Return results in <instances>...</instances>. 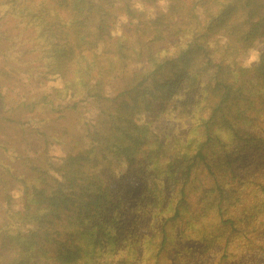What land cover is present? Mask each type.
I'll return each instance as SVG.
<instances>
[{"label": "trees", "instance_id": "obj_1", "mask_svg": "<svg viewBox=\"0 0 264 264\" xmlns=\"http://www.w3.org/2000/svg\"><path fill=\"white\" fill-rule=\"evenodd\" d=\"M123 3L136 18L131 57L146 65L103 95V79L129 55L108 48L105 63L88 58L110 35L114 0H0V18L30 32L41 77L65 76L61 93L96 111L90 145L57 167L15 174L0 162L1 184L12 177L21 191L15 208L3 194L4 229L18 237L2 236L0 264H133L143 254L184 256L179 249L189 264H231V238L264 222V130L241 126L264 106V50L242 75L237 60L264 38V0H170L154 15ZM142 112L191 124L165 141L140 121ZM250 242L264 252V236ZM246 243L232 248L237 264H245Z\"/></svg>", "mask_w": 264, "mask_h": 264}, {"label": "rangeland", "instance_id": "obj_2", "mask_svg": "<svg viewBox=\"0 0 264 264\" xmlns=\"http://www.w3.org/2000/svg\"><path fill=\"white\" fill-rule=\"evenodd\" d=\"M114 1L116 9L113 12L114 18L110 19V35L105 36L104 42L100 43L96 51L91 52L88 58L96 56L100 63H105L106 59H111V56L105 54L108 48L115 51L122 49L129 55L123 69L103 79V95H114L117 90L127 86L132 81L133 72L142 70L146 65L142 57L133 59L131 56L135 53L129 51L130 45L134 44L138 37V34L134 32L136 18L131 17L125 10L123 0ZM130 1L138 12H144L145 15L165 11L170 2V0H154L150 3L147 0ZM29 36L30 32L23 31L14 18H0V162L14 169L15 174H29L30 166L34 164L57 167L67 153L90 145L87 130L91 129L96 122L93 103L80 102L76 98L61 93L65 76L52 75L45 79L41 77V63L29 49ZM145 41L142 39L144 44ZM263 50L264 38H260L240 51L237 59L241 66L239 75L257 68ZM253 54H257V59H252ZM232 81L235 83L237 79L234 78ZM73 104L77 105V109L72 107ZM140 121L150 122V128L165 141L175 138L179 130L187 131L191 124L187 119L175 122L165 115L155 119L154 113L150 112H142ZM241 126L247 131L264 130V106L256 105L254 110L249 111L246 121ZM7 178V186L0 181V228L3 229L6 224L4 192L8 191L11 194L14 208L18 206L21 194L18 182L12 177ZM255 229L256 232L246 233L245 237L235 235L231 238L232 243L229 244L227 251L230 257L227 261L237 264L235 257L231 256L232 248L239 241L247 240L244 263L250 264L251 256L257 260L260 258L261 262H264V252L253 251L254 246L250 242L254 238L264 236V222ZM5 235L18 237L15 230L4 229L0 240ZM152 250L154 251L155 248ZM179 250L181 252L178 253L184 256L178 257L174 250H171L175 255L171 260L169 258L173 254L169 257L157 255L158 259L153 256V253L146 256L143 254L133 264H189L192 260L191 256L182 249ZM140 252L142 254L143 251L140 250ZM213 257H207L206 261H210ZM115 258L124 261V252L113 257L116 262ZM178 259H181V263Z\"/></svg>", "mask_w": 264, "mask_h": 264}, {"label": "clouds", "instance_id": "obj_3", "mask_svg": "<svg viewBox=\"0 0 264 264\" xmlns=\"http://www.w3.org/2000/svg\"><path fill=\"white\" fill-rule=\"evenodd\" d=\"M252 59H257V54H253Z\"/></svg>", "mask_w": 264, "mask_h": 264}]
</instances>
